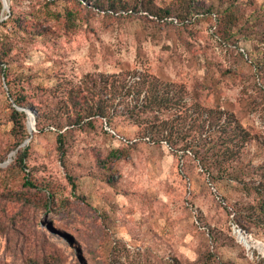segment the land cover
<instances>
[{
  "label": "rangeland",
  "instance_id": "obj_1",
  "mask_svg": "<svg viewBox=\"0 0 264 264\" xmlns=\"http://www.w3.org/2000/svg\"><path fill=\"white\" fill-rule=\"evenodd\" d=\"M83 1L7 0L9 12L0 10L2 21L11 14L25 28L0 24V51L8 50L0 71V264H262L264 231L236 222L255 195L226 183L223 198L183 145L142 136L125 116L133 94L113 103L111 119L94 117L72 133L63 123L69 90L81 87L98 102L89 77L148 75L183 87L189 104L196 97L211 107L219 97L252 138L243 155L257 168L264 162V0H199L205 8L235 3L244 17L256 16L251 35L229 41L219 36L215 13L180 24L144 12L85 15L91 5ZM69 11L85 19L67 26ZM38 29L46 31L33 36ZM10 93L36 114L34 125L26 121L29 141L3 165L17 141ZM106 94H99L104 101ZM19 148L23 165L15 162ZM48 192L57 201L51 209Z\"/></svg>",
  "mask_w": 264,
  "mask_h": 264
},
{
  "label": "trees",
  "instance_id": "obj_2",
  "mask_svg": "<svg viewBox=\"0 0 264 264\" xmlns=\"http://www.w3.org/2000/svg\"><path fill=\"white\" fill-rule=\"evenodd\" d=\"M73 5L83 0H71ZM156 0H86L91 8L84 10L85 15L91 13V10L107 13L109 17H122L130 13L144 12L159 20L166 18H175L180 24L190 21L195 15H211L215 13L218 21L217 32L224 41L234 39L240 33L249 35L255 31L258 24L256 16L251 18L244 17L240 13L239 7L235 3L221 2L220 4L211 3L207 8L199 0H170L167 4L159 5ZM2 5L0 4V10ZM84 18L82 12H67V26H73L75 17ZM55 20L59 17L51 14ZM10 22L12 32L25 31L24 26L19 22L11 19V14L0 24ZM46 30L38 29L34 35H43ZM8 56V50L0 51V71L7 66L5 58ZM121 75L115 79L108 77H89L98 88V94H95L98 102H90L94 99L88 96V93L81 87H76L68 91L66 97V118L63 126L67 133L81 129L85 126L93 125V118L111 119V116L117 113V104L121 103L131 94L132 102L125 107V116L128 117L140 129L142 136L150 135L154 144L161 145L164 143L170 147H177L181 144L182 150L192 155L200 168L207 174L208 179L213 186L225 198L227 192L225 184H235L241 187V191L246 194L255 195L254 203H250L238 214L236 222L242 228L248 225L261 227L264 231V162L257 168H253L252 159L245 160L244 148L252 140L247 130H245L229 111L220 108L219 97L211 107L201 106L196 97H192L190 104L187 103L186 93L181 86L174 84H163L158 79L148 75L131 74ZM122 91H125L124 94ZM107 93V94H106ZM99 94H106L104 101ZM12 98L11 120L13 123L14 133L17 141L12 148V152L23 144L29 138L26 133L27 115L18 108H29L25 97L13 96ZM94 97V98H95ZM103 100L100 103L99 100ZM111 101V104H108ZM124 108V107H123ZM33 110V108L31 107ZM34 111V110H33ZM112 111V113H111ZM42 116V115H41ZM37 122V130L42 131V119ZM174 116V117H173ZM54 117V116H53ZM173 117L172 119H169ZM89 120L84 122L85 119ZM56 119V118H55ZM173 121L177 122L173 123ZM56 122V123H55ZM60 120L54 121L58 126ZM62 126V127H63ZM60 128V130L62 129ZM63 137L61 133L57 137L60 149L63 151ZM259 148V147H258ZM18 153L15 162L23 165L25 160V150ZM116 151L111 152V156L116 155ZM257 176V177H253ZM71 187L75 189V184L69 180ZM24 185L35 188L31 181L26 180ZM53 192H48L45 208L51 209L56 207V198ZM247 229V228H246ZM264 264V261H261ZM234 264V263H233Z\"/></svg>",
  "mask_w": 264,
  "mask_h": 264
},
{
  "label": "water",
  "instance_id": "obj_3",
  "mask_svg": "<svg viewBox=\"0 0 264 264\" xmlns=\"http://www.w3.org/2000/svg\"><path fill=\"white\" fill-rule=\"evenodd\" d=\"M1 1H2V10H6L7 12H9V6H8V3H7V0H1ZM0 21H2L1 18H0ZM16 109H17L18 111H23V112H25L26 115H27V119H28V112H29V111L32 112L31 109H23V108H18V107H16ZM35 114H36L35 112H32L34 122H35ZM28 141H29V139L26 140V141H24L23 144H22L21 146H24ZM15 152H16V151H15ZM15 152H12V153L9 155L8 160H7L3 165H7V164L12 160L11 157L15 154Z\"/></svg>",
  "mask_w": 264,
  "mask_h": 264
},
{
  "label": "bare ground",
  "instance_id": "obj_4",
  "mask_svg": "<svg viewBox=\"0 0 264 264\" xmlns=\"http://www.w3.org/2000/svg\"><path fill=\"white\" fill-rule=\"evenodd\" d=\"M29 119H31V123H32V125H34L33 115H32V112H30V111L28 112V121H29ZM28 121H27V122H28ZM239 238H240V240H241L243 243H245L244 240H243V238H242L241 236H240Z\"/></svg>",
  "mask_w": 264,
  "mask_h": 264
}]
</instances>
